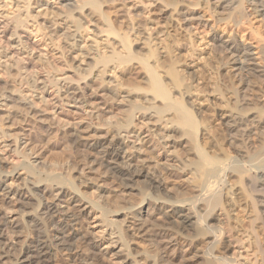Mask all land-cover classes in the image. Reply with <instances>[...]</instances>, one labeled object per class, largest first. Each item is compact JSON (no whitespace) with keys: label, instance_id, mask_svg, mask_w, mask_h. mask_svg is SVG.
<instances>
[{"label":"bare ground","instance_id":"obj_1","mask_svg":"<svg viewBox=\"0 0 264 264\" xmlns=\"http://www.w3.org/2000/svg\"><path fill=\"white\" fill-rule=\"evenodd\" d=\"M11 1L15 3L16 9L11 6ZM64 1L67 4L70 2V0ZM114 1L116 0H80V2L77 0L74 10L78 16H74L71 11L67 15H61L59 17L61 21H52L50 26H46L55 28V25L60 26L61 23H65V35L59 39L64 44H58L57 48L60 49L62 57L66 58L68 64L75 59V63H78L75 67L76 71L81 65H86V68L81 69L84 72L79 74L80 79L89 78L88 80L102 82L103 76L107 74L112 79L108 82L112 83L120 76L115 73L116 70L125 67L124 71L126 66L134 65V63L146 72L143 77L144 85L138 86V84L132 91L128 89V91L115 92L116 86H111L113 83L110 86L109 83L105 84L112 98L128 93L136 95L137 101L142 102L130 105V108L125 110L126 114L121 121L107 122L108 136L100 139L95 137L96 134H90L92 129L82 132L75 127L67 132L71 136L72 143L79 144L86 140L85 151L97 152L95 158L84 156L83 168L79 171V175L84 176L98 171L101 177L110 178L117 183L121 188V194L128 191H137L141 194V205L135 209L138 203L129 206L116 204L117 208L112 210L95 197L80 191L75 184V178L71 176L50 173L48 178L42 179L36 174L37 161L31 162L27 153L32 140L26 133L20 132L14 139L13 150L21 153L27 162H19L11 170L5 171L2 170L5 158L0 156V201L6 200L8 205L3 212L4 220L0 227V264H53L52 258L55 251L71 254L75 252L79 244H84L89 250L97 248L98 241L80 230L82 218L90 212H94L95 217L109 228L110 234L117 235L121 244L119 250H115L119 245L115 247L113 244L108 245V248L113 246L115 250L111 255L114 261L103 264H264V90L260 88V84L264 85V0H204L207 11L211 13L209 17H206L208 12L195 9L203 4L199 1L198 3L197 0H166V2L163 0L168 5L172 4L174 11L181 15L176 23L181 25L180 22H182V27L189 36L197 34L201 37L202 35V39L203 36L204 38L211 36L208 42V45L211 43L213 46L210 57L214 55L216 57L214 49L218 50L222 56L219 65H223V68L228 66L235 69V74L239 77L238 84L230 83L225 80L226 78L224 79L226 84L224 81L221 83L226 86L227 93H232V102L228 101L226 110L229 115H226L224 124L227 127V144L236 151V154L232 155L228 148L223 147L222 156L212 153V148L205 146L206 143H202L199 138L204 135L209 143L215 142L211 128L205 126L207 121L200 118L203 114L196 112L192 100L189 102L190 99H188L194 91L201 90H199L200 80L196 78V84L188 81L186 73L190 71L179 67L176 61L180 55L176 59L171 55L168 60H160L163 49L160 51L151 43L154 37L153 32L156 31L154 26L147 27V30H150L149 33L141 30L140 27L136 30H134L136 27L118 29L114 20L102 8ZM35 4H39V1ZM177 5L183 7L178 8ZM250 6L253 11L251 14L254 13L262 24L257 29L250 26L251 14L248 12ZM0 9L4 10L0 17L8 19L6 25L12 24L15 29L35 27V30L30 32L35 31V37L41 35L40 40H44L45 43L46 36L50 38V42H54L56 36L61 37L55 31L49 35L46 31L42 32L41 26L45 24L39 21V18H46L47 15L39 11L33 14L31 0H9V2L0 0ZM215 12L219 14L224 12L226 16L216 17ZM95 15L99 16L103 22V26L98 27V30L100 29L98 32L99 34L103 32L106 37L104 44L95 40L94 48V45L88 44V35L91 18ZM170 15H173V11ZM98 32L96 31L97 34ZM133 33L144 37L146 50L142 54H137L139 52L133 50L131 38ZM14 34L18 35V42L24 43L20 40L21 32L15 31ZM9 40L16 39L10 37ZM161 43L159 45L163 46L165 42ZM198 44L195 43V45ZM10 46L11 44L0 45V70L4 69L8 73L9 69L14 67L17 74L21 72L19 74L21 79L20 86L15 84L10 89H7L8 83L3 85L5 83L0 82V105L6 107L2 109L4 116L9 118L15 111L16 114L24 110L26 116L43 122L46 112L39 108L33 94L34 90L41 87H37L29 80L27 75L30 73L26 72L28 69L24 70V67L20 65L22 58L16 66L4 59V57L12 56H9ZM165 47L167 45L162 48L165 49ZM193 47L191 48L194 50L200 49L199 45ZM46 55L42 53V56L47 58ZM78 56L87 57L90 60L86 62V59L78 58ZM205 59H203L204 63L206 62L204 69L213 61L211 58L212 61L208 60V63ZM199 66L200 71L202 66ZM211 66H213L211 69H215L214 65ZM109 71L113 74L108 75ZM22 72H26V75L23 76ZM34 76L33 81L38 83L40 77L36 74ZM250 77H255L257 82L252 81ZM73 80L75 79H70V81ZM205 82L206 80L202 92L207 89ZM25 83L26 90H21ZM43 83L46 89L47 83ZM55 84H61V82H55ZM32 85L33 89L30 88ZM223 85L211 81L212 92L220 95L218 99L225 100L226 93ZM65 88L63 86L59 88L60 91L64 89L62 97L81 101L79 84L67 85ZM196 94L194 92V95ZM249 98L254 102L251 103ZM58 117L56 119H59V122H64V118ZM67 123L68 121L64 125ZM145 131L154 133L158 144L146 146L148 141L142 137ZM167 132L178 134L181 138L180 143L186 146L188 153L190 152L188 154L190 162L184 163L182 167L184 174H189V177L175 185L172 191L165 185L159 171L151 165L149 155L156 148L168 147V142H161ZM6 134L2 133L0 138L5 135L11 136ZM130 137H134L135 140H130ZM90 138L93 140L91 143ZM23 139L25 140L22 141ZM137 141H140L141 145H137ZM10 145L12 144H5L6 147ZM19 169L23 172L19 173ZM13 178L20 179L21 185L14 186L12 182H9ZM140 179L145 181L144 188H138L135 185V182ZM81 182L85 187L90 185L85 180ZM33 199L38 202L37 206H41L39 213L35 207L32 212L21 208L16 210L12 207V205L25 207ZM85 203L90 204V211H87L89 204L85 206ZM144 203L146 206L143 207ZM153 211L159 215L158 220L162 219L161 223L150 219ZM15 212L19 215L11 219ZM25 215L30 216L31 220L26 224L33 227L35 234L29 244L25 243L23 248L21 246V253L11 258V244L15 242L9 240L7 233L21 228V218ZM120 215H123L122 219H118ZM129 217H131L130 223H127ZM102 232L99 239L105 238L107 230ZM129 234L143 241L144 247L139 254L134 253L136 248L131 246L132 239L127 237ZM170 247L175 250L174 255L167 254ZM98 256L99 253L92 249L91 252L76 255L71 264H95Z\"/></svg>","mask_w":264,"mask_h":264},{"label":"rangeland","instance_id":"obj_2","mask_svg":"<svg viewBox=\"0 0 264 264\" xmlns=\"http://www.w3.org/2000/svg\"><path fill=\"white\" fill-rule=\"evenodd\" d=\"M37 1H39V4L41 5L35 4V2ZM164 1L166 2V0ZM164 1L163 0H116L113 3L112 2L107 3V5H104L102 8L111 17V19L114 20V23L115 25L118 26V27L116 26L118 29L122 28V30H125L128 29L129 27L130 28L136 27L134 29L136 30L137 28L140 27L141 30H144L145 32L149 33L150 30H147V27L154 26L156 28V31L158 30L161 33L158 31L153 32L154 30L151 31L153 32V36H154L152 40L154 43L153 42L151 43L154 44V46H157L160 51H162L163 49V52H161L160 54L161 57L160 60L163 59L168 60V58L171 55H173L176 59V57L180 55L182 59H180L179 57L176 59V61L179 67L190 71V73H186L187 71L186 72L184 71L186 73V77L188 78L189 82L191 81V83L194 82V84H196L195 79L198 78L201 82L199 84L200 85L199 90L200 89L202 90L203 86L205 85L204 81L206 80L205 83L207 84L206 85L207 89L205 91L204 90L203 92L201 90L194 91L195 94L197 93L198 95L197 94L194 95L193 92L192 94L194 96L191 95L193 98L191 96H189L190 98L188 97V99H190L189 102H191L192 100V105H194L195 111L200 114L201 113L203 114L202 116L199 114V117L201 116L200 117L201 119L207 121V122L204 121L207 124L205 126L208 127L209 129L211 128L210 131L212 130L211 134L213 135V139L215 142L213 143V141H211L210 143L212 144H210L208 139H206V136L204 135L202 136L199 135L200 141H202V143L204 144L206 143L205 146H208L209 149L212 148V153H216L219 156L220 155L222 156L223 154V150H222L223 147L228 148L230 154L235 155L236 151L233 148H230L227 144V139H228L227 127L224 124V122L226 121L225 119L226 115H229L228 112L226 113V110H227L228 101L232 102V93L230 92L227 93L226 86H224L221 83L226 78L225 80L230 81V83L234 84L235 82H237L238 84L237 79L239 80V77L235 74L236 72L235 69L233 70V68L231 69V67L228 66L225 67L226 68L225 69L223 68V65H219L220 62L222 61V56L220 53H218V50L214 49L215 52L214 54H216V57H214L215 55L210 57V52L212 51L213 46L211 45V43H209L208 45V42L211 36L206 37L207 39L204 38V36L202 39L201 38L202 35L200 37V35L198 36L197 34L196 36L195 35H192V37L189 36L186 30H184L182 27L183 23L180 22L181 25H178V23H176L177 18L181 17V15H178V13L174 11L173 9L174 7L172 4L168 5ZM188 1H186V3ZM198 1L200 2V4L203 3L199 5L200 7L201 6L202 7L195 8L197 7L195 6L194 8L199 9V11L202 12L206 11L207 13L208 11L205 6L206 4L203 2L204 0H197V2ZM4 2H9V0H4ZM160 3H165V4H160ZM10 4L14 9H16L14 2L11 1ZM31 4H32L31 10L33 14H36L39 11L46 13L47 15L46 18H39V21H43L45 24L41 26L42 32L46 31L49 35L50 33H53L55 31L58 33L57 35L61 37L56 36L54 42H50V38L48 39L46 36L45 37L46 43H45L44 40L42 41L40 40L41 35L35 37V31L33 33L30 32L31 30H35V27H31V28L29 27V29L25 27L15 29L12 24L9 25L7 24L8 26L6 25V22L8 20V19H4L6 17L4 18L2 16L0 17V45L6 46V44L7 45L11 44L9 48L10 51L9 56L11 55L12 56L9 58L6 57L9 59V61L5 57L4 59L7 60V62L14 64V66L17 65V62H19L21 58L23 59V60L21 59L22 62L20 61L21 62L20 65L24 67V70L28 69L26 72L30 73V75H27L29 77V80L34 85H37V87H41L40 89L33 91V94L35 96V101L38 103L39 108L46 112V115L44 116L45 120L43 122H39L37 119L26 116L24 110H21L20 112L21 115L20 113L15 114L16 112L15 111L14 113H12V116H10L9 118H5L4 116L5 113L2 111V109L4 110L6 107L0 105V136L2 133L3 134L8 133L9 135L11 134V136H6L7 135L6 134L5 136L0 138V156L5 158V163L2 165V170L8 171L11 170L14 167V165L18 164L19 162L22 161L27 162L26 159H24V157L21 155V153H17L13 150L14 149L13 142L15 137L18 136L20 132H23L26 133L27 137L32 140V144H30V150L27 151V153L29 155V159L31 162L37 161L38 165H36L37 166L36 174L39 177H41L42 179H46L48 178V175L50 173L52 174L55 173L60 176H71L72 178H75V184L78 185L80 191H84L88 196H91L93 198L95 197L96 200L103 202V204H105L112 210H115L117 208L116 204L129 206L132 204L135 205L137 203L138 205H135V209H138L141 205L140 203L141 194H138L137 191H128L125 194H121L122 191L120 186H118V184L115 183L110 178L101 177L98 171L90 174L86 173L87 175L84 176L79 175V171L81 170V168H83L84 158H85L84 156L87 155L88 158L90 156L91 157L94 156L92 158H95L97 152L88 153L85 151L86 140L81 141L79 144L72 143L71 136L67 132H69L70 130H72V128L75 127L82 130V132L92 129L90 134L92 135L96 134L95 137H100V139H102V137L108 136L109 134L106 132L108 131L109 125H107L106 123L107 122L117 123L121 121L126 114L125 110L129 109L130 105H133L136 102L139 103L142 102L139 100L137 101L136 95L128 94V93H122L121 96L117 95L115 96V98H112L111 96H109L110 91L106 90L105 84L109 83L108 85L110 86L113 83V85L111 86L112 87H114V85L116 86L114 87L116 88L115 92H119V91L122 92L126 90L128 91V89L132 91L133 88L138 84H139L138 86L144 85L143 77L146 72L144 71V69H142L141 66H137L136 65L137 63H134V65L131 64L129 66H126V69H124V71L123 68L125 67L121 69L122 71L116 70L115 73L118 76L119 75L120 76L119 78H117L118 76L116 75L117 79L112 83L108 82L111 81L112 79H110V77H108L107 74L103 76L102 82L100 80L97 81H93L92 79L88 80L89 78H85L84 80L80 79L79 74L84 72L81 71V69L86 68V65L84 64L81 65L80 69L76 71L75 67L77 66L78 63H75V59H73L68 64V62H66L65 60L66 58L62 57L60 49L57 48L58 44L59 45L60 43L62 45L64 44V42L62 40L59 41V39L65 35V26H66L65 23H61L62 26L55 25V28L53 26L48 28V26H46V25L50 26V24H52V21H57V22L61 21L59 17H61V15H67L71 11L74 16H78V14L74 10L76 8L77 0H70L68 4L64 0H47V1L31 0ZM164 5L167 7H165ZM182 7L183 6H180V8ZM3 11H4L3 9L2 10L0 9V15L2 14L1 12ZM171 11H173V15H170ZM248 12L250 14L253 12L251 6L248 7ZM215 13H217V15H215ZM215 13L214 15L216 17L226 16L224 12L221 14H219L218 12ZM210 15L211 13L208 12L206 17H209ZM173 18L176 20H174ZM91 19L92 21L89 24L90 31L88 35L89 36L88 44L94 45L95 48V44H96L95 40L104 44V39L106 37V34H104L103 32L99 34L100 29L98 30V27L100 26L101 28L103 26V22L100 20V17L95 15V17L93 16ZM250 19H251L250 26L251 25L252 27L254 26L255 29L262 26L261 22L259 21V18H257L254 13L251 14ZM31 23L32 21L30 22V24ZM15 31L21 32L20 40L24 41V43L18 42L19 38L17 37L18 35L14 34ZM96 31L97 32L99 31L98 32L99 35L96 33ZM170 33H173L171 35H174L172 37H174L176 40H174V38L171 37ZM133 34L131 37L133 40L132 41L133 50L134 52L138 51L139 53L137 54L140 53L142 54L146 50L144 37L143 35L140 36L138 35L139 36L138 37L137 33H133ZM154 34L157 36H155ZM10 37L11 39H16V40H9ZM178 37L181 39H179ZM175 41L182 44V46H180V44L176 45L178 43H174ZM160 42L162 43L165 42V43H163L164 45L162 46L159 45ZM195 43L196 44L200 43L198 44L200 49L198 50L197 48H195V50L198 53L191 48L193 46L195 47L198 46L195 45ZM166 45L167 47H165V49L162 48ZM168 46L170 49L168 48ZM191 49L194 51L195 54L194 53L192 54ZM190 51H191L190 53L191 56L194 55L192 58L189 55ZM164 52L167 57L164 55ZM42 53L47 54L46 55L47 58L43 57ZM162 55L164 57H162ZM208 56L210 59L207 58ZM78 58H84V57L78 56ZM211 58L213 61L211 60ZM84 59H86V62L90 60L87 57ZM203 59H205V61H207L208 63H209L208 60H211L212 62L210 63H212L211 65H214L215 69H211V67L213 66L211 65L209 66L208 64H207L208 68L206 67L207 70L206 68L204 69V67L206 66V62L204 63ZM185 62L188 63L185 64ZM194 62L196 64H191ZM198 64L202 66L200 71L198 70L199 69ZM194 68L197 73L195 72ZM9 70L8 73L5 72L6 70L4 69L0 70V79H1L0 82L2 84L5 83L3 85H6V83H8L6 85L8 86L7 89H10L12 85L15 84H17V86H20L19 82L21 78L19 79V74L21 72L17 74V71L14 69V67H11ZM204 71H206L208 75ZM26 72L24 73L22 72L23 76L26 75ZM35 74L38 77H40L39 78L40 81L38 83L33 81L35 78L34 76ZM112 74L113 72L109 71L108 75H112ZM190 74H193V76H190ZM227 75H229L228 76L229 78L227 77ZM72 78L75 80L70 81V79ZM202 78L205 80H203ZM211 78L213 80H211ZM250 79L252 81L257 82V79L255 77H250ZM41 80L47 83L46 89H44L43 87L44 83ZM211 81L213 83L217 82L220 83V85H223L226 93L225 100L222 98L218 99L220 95L217 94V92H212ZM55 82H61V84L56 85ZM101 83L104 86H102ZM224 83L226 84L225 81ZM72 84H79L81 86L80 89L81 91L80 96L82 98L81 101L67 97L64 98L61 96V94H63L62 92H64V89H66L65 87L67 85L69 86ZM262 84H260L261 87L259 85L258 86L261 89L263 88L264 90V85ZM61 86H63L64 88L62 91H60L59 89ZM26 88H27V84L25 83L20 89L26 90ZM30 88L33 89V85ZM198 92H200L201 94ZM195 97H197L196 98L197 100L195 99ZM206 98H208V100ZM42 99H45L46 101H43ZM251 100H250L251 103L254 102L253 100L252 101ZM200 110H203L204 113L203 111ZM24 114H25V120H24ZM58 116L64 118V122L62 121L59 122V119H56ZM67 121H68L67 125H64L65 122ZM137 122H139V120H137ZM148 125L153 126L152 124H148ZM168 135L171 137H169ZM142 137L144 138L145 141H148V144L146 146L148 145L155 146V144H158V141L155 139L154 133L145 131ZM165 137L161 139V142L162 143L168 142L169 143L168 147L165 148L160 147L158 149L157 148L154 149L153 153L149 154L151 156L150 163L155 169L159 171V173L164 178L165 185L168 186V188H171L172 191L175 185H177L182 180L187 179L189 177V174H184L182 167L184 166V163L188 164L190 162L189 160L190 155L188 156L190 152L188 153L186 146L180 143L181 138L175 132H167V135ZM24 140L25 139H23L22 141ZM130 140L134 141L135 138L130 137ZM89 142L91 143L93 142V140L90 138ZM10 143L12 145L8 147L5 146V144H10ZM136 144L141 145L140 141H137ZM21 172H23V170L19 169V173ZM16 179L17 178L10 179L9 182H12L14 186H17L18 184L21 185V180L20 179L16 180ZM82 180H85L86 183L90 184L89 187L83 186L84 184L81 182ZM135 185L138 186V188L141 187L144 188L146 184L143 179H140L138 182H135ZM99 186L100 189H98ZM101 187H103V189H101ZM29 202L27 205H25V207H20V205L19 206L12 205V207L15 208L16 210L21 208L22 210L28 212H32L33 208L35 207L37 209V212L39 213L41 206L40 205L37 206L38 202L34 201V199L30 200ZM6 203H7L6 200H3L2 202L0 201V227L2 226L1 222L4 220L3 212L5 211V207H8ZM88 204L89 203H85L84 205L87 206ZM144 206H146V203H144L143 207ZM87 208H88L87 211H90L91 209L90 204L89 206H87ZM152 214H153L151 215L152 218L150 217L151 220H153L156 223L158 221L160 223L162 222V219L161 221L158 220L159 215L155 211H153ZM18 215L19 213L15 212L14 215L11 217V219L16 218V216ZM142 215H146V214H142ZM95 216L96 215L94 214V212H90L89 215L86 214L85 217L82 218L80 222L81 225L80 230L85 232L87 235L95 238V240L98 241L97 242L98 247L92 248L95 252L99 253L97 260L95 259V264H101V263L103 264L104 262L109 263L111 260H113L112 258L113 256H111L112 253L115 252V250H119L121 248V244L120 241L118 240L117 235L110 234L109 228L104 226L103 223L100 222L99 218L98 217L96 218ZM122 216L123 215L118 216V219H122ZM128 219L129 222L127 223H130L131 217H129ZM21 220H22L21 228L13 229V231L15 232L13 231L11 232L7 228V232L9 231L7 233V237L12 242H15L11 244V248H12V250L10 251V254L12 255L11 258H14L19 253H21L25 243L29 244L30 241H32L33 235L35 234V230H33V227L28 226L26 224L27 221L31 220L30 216L25 215L21 218ZM103 230L104 231L107 230V232H105V238L99 239V236L101 235V233H103L102 232ZM127 237L128 239H132L131 246L136 248L134 250V253L139 254V252L142 251L144 247V243L143 241H141V238L130 236V234ZM110 244H113L114 247L118 245L119 246L116 247V249L114 250L112 245H111L112 248L111 247L108 248V245L110 246ZM91 250H89L87 246H84V244H79L78 248L75 249V252L71 254L55 251V255L52 258V262L53 264H71L74 258L76 257V255L77 256L80 254L82 255L84 253L91 252ZM167 254L174 255L175 250H173L170 247Z\"/></svg>","mask_w":264,"mask_h":264}]
</instances>
